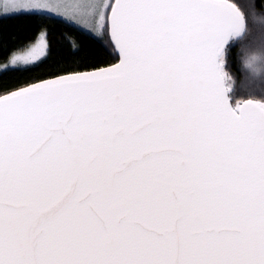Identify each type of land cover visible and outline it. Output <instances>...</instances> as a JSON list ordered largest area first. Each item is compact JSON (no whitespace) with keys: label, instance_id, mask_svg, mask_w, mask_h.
<instances>
[{"label":"snow or ice","instance_id":"obj_1","mask_svg":"<svg viewBox=\"0 0 264 264\" xmlns=\"http://www.w3.org/2000/svg\"><path fill=\"white\" fill-rule=\"evenodd\" d=\"M21 13L0 73L47 58L53 18L75 52L0 84V264H264V103L231 107L217 60L242 8L0 0Z\"/></svg>","mask_w":264,"mask_h":264},{"label":"trees","instance_id":"obj_2","mask_svg":"<svg viewBox=\"0 0 264 264\" xmlns=\"http://www.w3.org/2000/svg\"><path fill=\"white\" fill-rule=\"evenodd\" d=\"M245 12V34L241 39L229 43L225 53V79L232 86V101L251 98L264 103V0H232ZM257 7L251 15L248 12V3ZM34 18L21 13L0 16V59L15 46L17 39L23 38L33 30ZM65 30L72 31V27L63 20L53 18L50 26L52 35L51 47L47 58L35 66L23 70L0 73V84L15 83L17 80L47 77V69L58 66H70L73 53L67 51V44L61 33ZM76 42L81 51L91 50L96 47L95 42L83 31H77ZM7 45L5 47L4 45ZM260 57L254 65L247 64L246 58L250 55ZM230 77V80L228 79Z\"/></svg>","mask_w":264,"mask_h":264},{"label":"flooded vegetation","instance_id":"obj_3","mask_svg":"<svg viewBox=\"0 0 264 264\" xmlns=\"http://www.w3.org/2000/svg\"><path fill=\"white\" fill-rule=\"evenodd\" d=\"M244 34H245V31L243 30L240 35H238V36H232L231 39H230V41L228 42V44L224 48L223 52L221 53L219 60H220V64H221V67H222V71L225 70L224 58H225V53H226L227 46L229 45V43L241 39ZM228 79L230 80V77L229 76H228ZM224 81H225L226 87L228 88V99H229L230 104H231L232 107H235L238 102H243L245 100H254V99H251V98H244V99H241V100L239 99V100L232 101V97L230 95L231 92H232V86H231L230 82L227 81L226 79ZM254 101H257V100H254Z\"/></svg>","mask_w":264,"mask_h":264},{"label":"water","instance_id":"obj_4","mask_svg":"<svg viewBox=\"0 0 264 264\" xmlns=\"http://www.w3.org/2000/svg\"><path fill=\"white\" fill-rule=\"evenodd\" d=\"M243 30H244V28L242 29V31H243ZM242 31H241V33H242ZM241 33H239V34H237V35H232V36H238V35H240ZM232 36H230V37L226 40V42H225V44H224V46H223V48H222L221 53L223 52L224 48L226 47V45L228 44V42L230 41V39H231ZM219 58H220V56L217 58V60H218V62L220 63ZM221 70H222V67H221ZM224 87L227 89V91L225 92V97L228 99V88L226 87L225 81H224ZM245 101H247V100H245ZM228 102H229V105L231 106L229 99H228ZM243 102H244V101H243ZM258 102H259V101H258ZM261 103H263V102H261ZM231 107H232V106H231Z\"/></svg>","mask_w":264,"mask_h":264},{"label":"clouds","instance_id":"obj_5","mask_svg":"<svg viewBox=\"0 0 264 264\" xmlns=\"http://www.w3.org/2000/svg\"><path fill=\"white\" fill-rule=\"evenodd\" d=\"M260 59V57H258L257 55L253 54V55H250V56H247L246 58V63L249 64V65H254L255 62Z\"/></svg>","mask_w":264,"mask_h":264},{"label":"rangeland","instance_id":"obj_6","mask_svg":"<svg viewBox=\"0 0 264 264\" xmlns=\"http://www.w3.org/2000/svg\"><path fill=\"white\" fill-rule=\"evenodd\" d=\"M67 2H68V3H72V2H74V0H67ZM1 15H4V14H0V16H1ZM8 15H9V14H8ZM58 19H59V18H58Z\"/></svg>","mask_w":264,"mask_h":264}]
</instances>
